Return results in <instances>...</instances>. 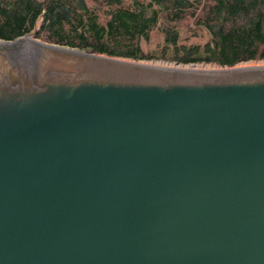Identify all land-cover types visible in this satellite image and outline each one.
<instances>
[{
    "label": "water",
    "instance_id": "1",
    "mask_svg": "<svg viewBox=\"0 0 264 264\" xmlns=\"http://www.w3.org/2000/svg\"><path fill=\"white\" fill-rule=\"evenodd\" d=\"M39 20L0 39V264H264V64L145 65Z\"/></svg>",
    "mask_w": 264,
    "mask_h": 264
},
{
    "label": "trees",
    "instance_id": "2",
    "mask_svg": "<svg viewBox=\"0 0 264 264\" xmlns=\"http://www.w3.org/2000/svg\"><path fill=\"white\" fill-rule=\"evenodd\" d=\"M192 18L202 44H178L173 23ZM43 42L133 60L139 41L162 22V54L178 64L231 67L264 60V0H0V39L27 34Z\"/></svg>",
    "mask_w": 264,
    "mask_h": 264
},
{
    "label": "rangeland",
    "instance_id": "3",
    "mask_svg": "<svg viewBox=\"0 0 264 264\" xmlns=\"http://www.w3.org/2000/svg\"><path fill=\"white\" fill-rule=\"evenodd\" d=\"M165 20V18H163L162 20H159L158 24L152 29L151 32H149V36L147 38V40H143L140 39L139 41V46L140 49L142 51V53L147 54L148 56H150L149 58L146 59H138L142 62H150V61H154V62H168V63H172V64H178V63H174L171 60H168L166 58H164L162 54V48H163V36L161 31L162 28V22ZM191 20L192 18L190 17H185L183 18L181 21H179L178 23H173V28H175V31H177V42L178 44H184V45H188L190 43L192 44H202L206 41L207 39V34L204 31L201 30H194L192 24H191ZM161 26V28H160ZM33 38H35L36 40H40L36 37H34L32 35ZM41 41V40H40ZM105 55V54H104ZM118 57V56H116ZM118 58H124V57H118ZM124 59H129V60H133L130 58H124ZM262 64L264 63V60H252V61H247V62H243V63H239L237 64V66H241L244 64ZM200 64H204V63H200ZM184 65H190V64H184ZM199 64H193L191 65L192 67H196L197 68H204V67H209L212 68L214 66H218L216 64L213 63H206V65H199ZM215 67V68H216ZM218 69V68H217Z\"/></svg>",
    "mask_w": 264,
    "mask_h": 264
},
{
    "label": "bare ground",
    "instance_id": "4",
    "mask_svg": "<svg viewBox=\"0 0 264 264\" xmlns=\"http://www.w3.org/2000/svg\"><path fill=\"white\" fill-rule=\"evenodd\" d=\"M22 37V36H21ZM35 40V39H34ZM36 41V40H35ZM138 63H142V64H145V65H151V66H163V67H173V66H171L172 65V63H168V62H162V61H159V62H154V61H150V62H142V61H140V62H138ZM262 64H264V63H262ZM262 64H244V65H262ZM199 65H203V64H199ZM198 65V66H199ZM241 66H243V65H241ZM190 66H188V65H183L182 67H177V68H184V69H191V68H189ZM236 67H239V66H237V65H235V66H233V67H231V69L232 68H236ZM175 68V67H174ZM194 69H217V67L215 68V66L214 67H212V68H209V67H204V68H197V66L196 67H193ZM192 68V69H193Z\"/></svg>",
    "mask_w": 264,
    "mask_h": 264
}]
</instances>
